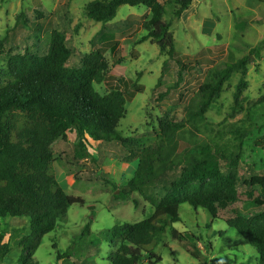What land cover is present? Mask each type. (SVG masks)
<instances>
[{"label": "trees", "instance_id": "trees-1", "mask_svg": "<svg viewBox=\"0 0 264 264\" xmlns=\"http://www.w3.org/2000/svg\"><path fill=\"white\" fill-rule=\"evenodd\" d=\"M194 1L96 0L84 8L89 19L105 27L117 17L122 6L147 8L141 17L145 31L141 41H151L161 55L168 57L157 88L171 69L176 68L177 74L173 87L159 93L155 102L175 97L186 76L197 74L200 84L188 98L183 119H175L170 112L164 114L158 119V129L153 131L156 141L153 136L138 139L122 137L117 132L127 116V99L134 98L140 90L123 93L114 88L102 94L96 88L112 71L105 57V40L112 52L118 47L113 40L118 36H107L110 33L106 28L95 36L93 52L85 55L79 65L68 66L75 50L67 34L59 30L52 32L47 54L26 50L8 56L5 83L0 86V264L14 249L19 251L21 264H33L44 237L54 232L59 222L67 220L69 208L85 206L83 199L68 195L51 172L56 161L53 145L58 140L65 141L72 131L79 138L76 160L89 156L85 149L88 139L117 143L128 161L137 160L134 177L125 186L114 184L113 192L120 190L116 198L123 200L139 194L153 208L150 217L134 224L117 225L103 233L112 244L111 264H143L157 258L150 245L168 227L180 222L182 204L201 208L212 220L235 229L258 255L257 264H264V176L251 170L250 177L244 178L238 158L223 162L220 153L210 146L203 147L199 155L176 158L174 153L176 137L205 122L225 84L237 73L240 81L234 103L235 108L239 107L247 90L252 56L260 54L258 48H253L248 56L223 68L210 65L205 69L210 64L207 57L190 64L180 61L172 21L165 20L166 7L171 6L173 18L178 19ZM115 68L124 75L119 64ZM258 102L264 103V96ZM244 195L257 208L251 214L241 211ZM7 219L25 220V224L12 225ZM90 229L88 223L83 231ZM174 235L177 236L175 232Z\"/></svg>", "mask_w": 264, "mask_h": 264}, {"label": "rangeland", "instance_id": "rangeland-1", "mask_svg": "<svg viewBox=\"0 0 264 264\" xmlns=\"http://www.w3.org/2000/svg\"><path fill=\"white\" fill-rule=\"evenodd\" d=\"M94 1L0 0V86L5 83L10 54L31 50L45 55L52 32L59 30L67 34L75 50L68 66L79 65L85 55L93 52L95 36L106 28L110 33L107 36H118L113 38L118 47L112 52L105 40V57L112 71L96 88L102 94L114 88L123 93L140 90L134 98L127 99V116L117 132L122 137L155 138L153 131L158 129V119L164 114L170 112L175 119H183L188 98L200 84L197 74L186 76L175 97L155 102L159 93L173 87L177 74L176 68L171 69L157 88L168 57L161 55L151 41H141L145 35L141 17L147 8L122 6L117 17L105 27L85 14V6ZM165 20L172 21L177 56L186 64L207 57L210 64L205 69L210 65L223 68L248 56L253 48L260 51L252 56L247 90L239 107L235 108L234 103L240 81L237 73L225 84L205 122L176 137V158L199 155L203 147L210 146L220 153L223 162L238 158L244 178L250 177L251 170L264 176V103L258 102L264 96V0H195L178 19L173 18L172 7L167 6ZM117 64L124 75L115 68ZM78 144V135L72 131L65 141L58 140L53 145L56 161L51 172L65 192L83 199L85 206L69 208L67 220L59 222L57 229L44 237L33 264H111L112 244L103 233L117 225L140 222L153 213L151 205L139 194L123 200L116 198L120 190L113 192L114 184L125 186L134 177L137 160L128 161L117 143L88 139L85 149L89 156L79 161L75 158ZM244 200V214L257 209L245 195ZM179 213L180 222L168 227L150 245L151 252L160 260L153 258L143 264H257L259 257L248 241L225 222L214 221L203 209L188 204H182ZM15 221L21 220L7 219L8 223ZM88 223L90 231H83ZM3 264H21L19 251L14 249Z\"/></svg>", "mask_w": 264, "mask_h": 264}, {"label": "crops", "instance_id": "crops-1", "mask_svg": "<svg viewBox=\"0 0 264 264\" xmlns=\"http://www.w3.org/2000/svg\"><path fill=\"white\" fill-rule=\"evenodd\" d=\"M12 225H16V226H21V225H24L25 224V222L23 221V222H21V221H15V222H13V223H11Z\"/></svg>", "mask_w": 264, "mask_h": 264}]
</instances>
